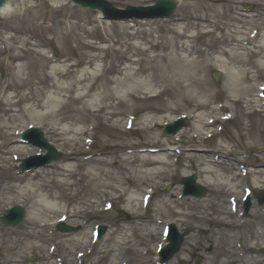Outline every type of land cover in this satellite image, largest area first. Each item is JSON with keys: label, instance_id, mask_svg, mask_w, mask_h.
I'll return each instance as SVG.
<instances>
[{"label": "bare ground", "instance_id": "1", "mask_svg": "<svg viewBox=\"0 0 264 264\" xmlns=\"http://www.w3.org/2000/svg\"><path fill=\"white\" fill-rule=\"evenodd\" d=\"M199 1H204L205 5L209 7L208 13L198 14L195 6L190 5V13L186 12L183 15L171 17L168 24L173 37L166 43L158 45V42H155L149 47L134 44V48L143 54V58L136 60L132 55L126 56L125 61L128 64L115 69V73L118 75L116 77H106V72L109 69L105 67L100 69V74L83 68L77 75V72L72 69V64L65 60L58 64L8 62V67L15 71V74L5 90L18 88L16 82L20 81L21 76L27 73L25 71L32 64L37 63L40 70L36 73L39 86H31L28 94L7 95L4 99L6 107L1 108V113L6 115L7 122L0 123V154L10 155V157L0 158L2 161L0 204H8L12 200L21 199L22 203L29 207L26 219L20 229L0 230V254L7 264H21L20 258H23L27 253L37 256L38 264H78L89 256V264H98L105 258H109L108 264H125L128 262V259L124 261V254L127 251L138 252V247L147 246L151 241V236L163 235L162 232L160 234L157 232V225L162 219L160 213L156 211L157 209L153 210L150 218H145V211L142 214L136 213L132 225L123 227L121 232L116 233L113 230L106 233L103 242L107 244L112 241V243L99 246L95 253H93L95 244V241L92 240L93 229L90 228L86 235L80 232L76 234L59 233V236L64 238L61 240L56 239L58 237H55L50 229L56 223L54 219H59V217L67 218H65V224L75 225L78 223L77 218L84 217L89 208L102 211L105 202L114 203L123 199L125 211L135 212L137 208L141 209L144 201L142 195L145 192L149 194L145 199L147 200L145 209L148 208V203H150L148 200L154 192V187H157L156 179H167L169 169L173 165L168 159L172 155L168 150H177L178 147L175 148V144L188 134L187 129H183L165 139H161L158 134L148 136L152 132L154 124L163 122V118L160 116L161 110L167 112L173 109L167 106L165 100L162 107L147 108L154 113L145 115L138 121L141 123V127H137L136 130H141L144 136H148L143 142L149 146L143 149L147 154L140 155L136 152L129 154L128 150L136 151L134 146L139 144V141H131L127 144L128 148L123 147L120 155L117 154L116 149H113V151H105L106 153L102 156L87 157L84 161L75 160L73 164L72 162L76 159L75 155L82 152V148L87 147L89 143L87 139L82 138L89 133V128L81 125L88 121L85 117L86 113L91 112L95 118L102 117L105 119L103 120L105 123L110 122L109 129H121L124 132L129 129L130 125H137L138 116L132 117L131 111L136 109L138 103L161 95H166L168 101L175 105H181L190 111L189 113H192L194 131L187 137V140L188 145L192 146L189 148H193V150L186 158L198 163L199 171L203 174L201 181L211 185L213 194L217 197L221 193L225 194L221 200L204 197L192 201L189 208L190 213H187L186 216L193 217L199 224L198 230L210 236L214 234H211L209 229L203 226L206 222L214 221L216 225L223 224L231 231L233 229L238 231L248 225L247 221L233 218L236 213L234 207L236 201L240 200L239 193L242 194L244 185V181L239 176L247 177L249 172L253 176L251 183L256 185L260 182L259 177L263 178L264 182V168L260 167L256 170H245L244 173H239L242 166L237 164V169L232 170L231 161H236L237 152L234 150V145H230L227 141L218 143L216 148H202L203 142L207 138L220 133L209 127L214 126L217 121H224L231 116L233 118L234 113L231 111L225 116H217V111H221L225 106L221 105L218 108L211 106L210 94L208 97L203 95V99L200 98L199 92L205 88L209 68L212 65L217 66L221 68V72L223 71L225 78L223 88L227 93L224 90L220 91L227 95L228 102H232V104L243 102L244 107L249 109L248 113L262 110L264 100L256 97L257 95L254 93V89L258 91L256 88L260 89L262 84L257 83L253 88L252 84L249 85V81L251 78L254 80L253 73L258 72V69L264 70V60L262 59L264 58V7L261 9L263 13L259 15L261 18L258 20L254 15L237 7H231V9L222 12L216 7V4L222 0ZM8 9L9 4L7 3L0 11L5 12ZM216 30L223 31L224 34L212 38L208 49L198 51L194 45L196 39L202 35L213 36ZM244 44H248L250 46L248 49L253 50L252 52L263 53V56L251 61L245 54L247 48L243 47ZM88 45L93 48L95 54L85 56L98 59L99 51L97 49L101 50V48L89 43ZM158 46L163 51L162 53L154 54L153 52L148 55L149 51L158 48ZM194 52L198 53L195 57L191 55ZM219 56H224V58ZM12 57L13 60L21 58L19 54ZM251 62L256 65L255 71H250L252 69ZM87 64L90 63L87 62ZM132 64L137 65V69L133 68ZM124 69L127 70L123 72ZM99 77L102 80L100 88L98 87V92L91 97V90L97 89L95 83ZM92 78L93 81L90 82ZM156 88H159L157 95L154 92ZM15 97L17 100H14ZM228 97H233V99ZM110 100L116 101V103L113 105ZM25 102L28 104L27 106L20 105ZM13 106H17V109H13ZM90 106H95V108ZM120 108H125L127 111H120ZM206 109L209 110L206 112ZM20 117H28L31 121H37L36 123L48 127L49 133L58 142L59 148L67 149L62 164L56 163V167L52 166L50 171L47 169L49 171L47 173L42 167H39L22 174L20 179L8 174L11 161L32 152V150L25 149L24 146L15 143L17 138L12 129V123ZM174 119L165 120L172 121ZM35 126L38 125L35 124ZM92 130L93 128H90V131ZM91 133L93 134V132ZM195 139L197 141L194 143ZM205 152L209 155H205L203 163L201 161L202 153ZM256 159L259 162L258 165H262L264 153ZM81 167L83 168L80 172L81 177L75 181L69 180L79 173L78 169ZM83 176H89L93 182L97 181V184L90 189L95 193L94 198L81 202L77 207H70L66 202L59 204L61 198L67 197L66 190L77 188ZM126 178L131 179V183L133 181L135 185L125 188L124 180ZM130 189H133L132 192H129ZM56 190L60 193L57 194ZM213 206H215L214 212L209 213L208 210ZM174 207V200L163 197L157 208L173 210ZM176 212L181 213L178 210ZM251 215L255 220L252 226L255 234L258 237H264V203L259 206L253 205ZM215 235L218 240H222L219 232ZM233 237L231 233L222 240L231 251L236 245L233 242ZM140 238L147 241L143 243ZM191 238L196 239L195 236ZM160 244H166L164 239H161ZM158 246L159 244H152L150 249L156 250ZM258 246L264 247L258 242H253L250 245L253 248ZM59 247L64 250L61 256L56 253ZM202 247V250L211 251L216 245L209 244L202 245ZM147 251L148 249H145L141 253L146 254ZM156 261L155 259L154 262ZM254 262H261V260L255 257ZM207 264H212V262L209 261Z\"/></svg>", "mask_w": 264, "mask_h": 264}, {"label": "rangeland", "instance_id": "2", "mask_svg": "<svg viewBox=\"0 0 264 264\" xmlns=\"http://www.w3.org/2000/svg\"><path fill=\"white\" fill-rule=\"evenodd\" d=\"M115 6L125 7L127 5H135L142 6L148 5L155 0H109ZM9 9L5 12L0 11V75L2 77L0 82V123L7 122L6 115L1 113V108H5V98L7 95H15L16 93L25 94L29 92L31 86H37L39 82L36 73L39 72V66L37 63L29 67V69L25 72L24 75L21 76L20 81H17L16 84L18 88L5 90L7 84H10L15 71H12L11 68L8 67V62H50L51 64H58L60 61H64L72 64V69L74 72H77L78 75L79 70L83 68H88L93 73H101V68L105 67L109 70L106 72V77H116L118 76L115 73V69L119 66L123 67L128 64L125 61V57L132 55V57L136 60L139 58H143V54L138 52L136 48H134V44L140 45L142 47L150 46L155 42L157 44L166 43L169 41L171 37H173V33L171 31V27L168 24V21L171 17L175 15H183L186 12L190 13V5H194L198 14L208 13L209 7L205 5L204 1L199 0H178L177 7L174 13L165 19H150V20H130V21H106L99 18V14L96 11L82 9L68 0H8ZM235 5L233 6V4ZM263 0H222L220 3L216 4V7L221 9L222 12L227 9H231V7H237L239 9H245L246 6L249 7V14L254 15L255 19H260L259 16L263 11ZM243 11V10H242ZM257 13V14H256ZM190 32V30H189ZM223 31L216 30L213 36L211 35H202L196 39L194 45L198 49V51H202L204 49H208L210 47V41L212 38H217L220 35H223ZM89 44L93 46L100 47L99 57L97 58H88L85 55H94L95 52L92 50L93 48L89 47ZM216 46V45H215ZM248 44H244L243 47H246L245 54L251 61H255L263 56V53L252 52L250 48L248 49ZM250 47V46H249ZM30 49V50H29ZM162 53L160 46L158 48H154L148 52L150 54ZM53 53L52 56L49 54ZM21 56L20 59H12L13 55ZM192 56H197L198 53L194 52L191 54ZM224 58V56H219ZM264 60V58H262ZM89 62L90 64H87ZM50 64V65H51ZM60 64V63H59ZM87 64V65H86ZM97 67L99 68L97 70ZM132 67L137 69V65L132 64ZM250 71H255L256 65L254 62H251ZM87 69V70H88ZM127 69H124L125 72ZM48 71V70H47ZM217 71L220 73L218 80L213 79V72ZM32 73V75H31ZM254 80L249 81V85L252 84L253 88L255 84L264 83V70L258 69V72L253 73ZM261 74L260 76H258ZM251 75V73H250ZM104 76V77H105ZM101 77L96 80L95 86L97 89L91 90L90 96H94L98 92V87L100 88ZM93 81V78L90 82ZM225 82L223 71L221 72V68L217 66H211L209 68L207 82L205 83V88L199 92L200 98L204 99L203 95L210 94L211 98V106L218 108L221 105H224L221 111H217V115H221L224 112H233L234 117L225 123L218 121L214 126L209 128L214 130L218 127V124H221L222 131L218 133L216 136L206 139L203 142V149L216 148L217 144L222 141H227L230 145H234V150L237 152L236 161L232 162V170L237 169V164L242 165L244 169L247 170H256L258 168H264V163L262 165H258L257 157H259L262 153H264V106H262V110H256L253 113H248V108L244 107L243 102L233 103L228 102L227 98L222 91L223 83ZM24 83V85H22ZM39 86V85H38ZM114 86V85H113ZM256 87V86H255ZM222 90V91H220ZM257 90V88H256ZM159 88H156L154 92L156 95L158 94ZM226 92V90H224ZM258 91L254 93L257 94ZM227 93V92H226ZM254 94V95H255ZM229 95V94H228ZM206 98V97H205ZM229 99H233V97H228ZM166 95H161L159 97H152L149 100L141 101L136 106V109L131 111L136 117L138 116V120L136 121L137 125L134 124L133 128L129 131H122L121 129H109L110 124L108 122L105 123L104 118L97 117L95 118L91 112L86 113L85 117L87 118V122L81 123V125L87 126L92 124L94 126L93 131V143L90 146L89 151H85L82 148V152L75 155V160H85L87 154L92 153L93 157L102 156L108 150L116 149L118 151L117 154L120 155L122 153V149L128 148L127 144L131 141H139V144H136L134 147L137 149L128 150L129 154H133L134 152L138 154H147L144 152L145 148L149 147L144 144L145 138L149 135H160L161 139H165L166 137L162 133V125L163 122L154 124L151 129L152 132L148 134V136H144L141 130H136L137 127H141V123H138L141 118L145 115L152 114L154 112L148 110L149 107H162V103H167V106L172 107L173 109L168 110L167 112H163L161 110L160 116L165 119H171L178 116L185 117L188 121V125L183 129H187L188 134L182 137L179 142L175 144L176 150H168L172 153V155L168 158L173 165L170 167L168 172V178L161 180L156 179L157 187H154V193L149 200L150 203L148 208L144 210V208H137L136 211H125V202L123 199L117 200L113 203L111 209L109 211H96V209L89 208L85 213L84 217L77 218V222L75 225L79 227V230L76 233L80 232L84 235L88 234L89 229L92 226L96 225H104L106 227L105 234L101 237V239L97 240V244L94 245L93 253H95L99 246H105L109 243H104V237L106 233L110 231L121 232L123 227L132 225V222L135 219L136 213L142 214L145 212V218L152 217L153 210L157 209L162 216L161 222L157 225V232L159 233L160 229L165 226L167 223H173L177 226L179 232H182L184 229L190 230L189 234H187L184 238L183 244L178 253L174 255V257L167 264H180L181 262H187V264H196L197 257H199L200 264H207L209 261L212 264H264V257L261 253L255 252V249H260L258 246L256 248L250 247L253 242H258L259 245H264V237H258L255 234L254 227H252L255 220L252 218V209L253 205L259 206L257 200L255 199V194L263 190L264 191V182L263 178L259 177L260 182L256 185L251 183V176L248 172L247 177H240L244 183H247L246 186L251 190V204L250 210L248 214L242 217V204L237 203L236 208L238 207L239 219L236 215L233 218L237 220H245L248 225L244 226V228L236 230H230V228L225 227L223 224H217L214 221L206 222L203 224L204 227H207L211 234L207 235L205 232H200L197 228L199 225L193 217L186 216L187 213H190V205L192 201L199 200L204 197H209L211 199H223L225 197L224 193H221L220 196L213 194V190L210 184H206L201 181L202 173L199 171V165L196 161L190 160L186 158L190 156L193 148L188 145L187 137L193 133L194 128L192 127L194 119L191 118L192 113H189L186 108L181 105H175L167 100ZM17 100V97L14 98ZM110 102L114 105L116 101L110 100ZM127 102V100H126ZM231 103V104H229ZM165 104V103H164ZM22 106H27L28 104L22 103ZM91 107V106H90ZM95 108V106L91 107ZM13 109H17V106H13ZM259 109V108H258ZM120 111H127L125 108H120ZM206 109L205 111L207 112ZM196 113V112H195ZM248 113V114H247ZM214 114V113H213ZM107 121V120H106ZM167 121V120H166ZM37 121H31L28 117L18 118L12 124V129L14 132H18L19 130L27 127L28 124H36L38 127L44 132L47 140L54 144L55 148L59 150L62 154V157L52 162V164L42 167L44 171L49 172L52 166L57 165L56 163H61L65 156V151L67 149H60L58 142L55 141L53 136L49 133L48 127L44 124L36 123ZM11 130V128H9ZM182 129V130H183ZM88 135V134H86ZM82 136V138L86 137ZM19 138V136H17ZM197 140H194V143ZM1 142V140H0ZM19 146H24L25 149L32 150L31 153L24 155L23 157H18L16 160L11 161L10 170L8 171L9 175L17 177L20 179L22 174H18L17 166L22 158H26L31 155H35L37 153H42V150L35 146L22 144L21 142H15ZM122 145V146H121ZM114 146H116L114 148ZM203 154V158L201 161L204 163L205 155ZM219 155V153H217ZM216 154V155H217ZM211 155V154H210ZM10 157V155H1V157ZM220 159H222L220 157ZM238 159V160H237ZM201 162V163H202ZM2 161L0 159V172H1ZM56 167V166H55ZM47 169L49 171H47ZM83 170L81 167L78 169L79 173H77L73 178L69 180L75 181L81 177L80 172ZM239 172V170H238ZM191 173H196L197 182L205 187L206 192L204 196L200 198H194L192 196H181V188L182 186L179 183V178L183 175H189ZM240 173V172H239ZM1 175V173H0ZM255 177V176H254ZM256 178V177H255ZM125 188L129 185H135V183L131 179L126 178L124 180ZM80 185L77 188H72L66 190V195L64 199L61 198L59 204L68 203L70 207H77L83 201H88L89 199H93L95 193L90 191L91 187L97 184V181L90 179L89 176L82 177L79 182ZM23 184V183H22ZM246 186H243L244 188ZM242 187V188H243ZM245 188L243 191H245ZM88 189V190H87ZM104 190L103 188H101ZM133 189H130L129 192H132ZM241 193H244V192ZM56 193L60 192L56 190ZM241 194L239 193V196ZM146 196V194L144 195ZM167 197L169 200L175 201V207L173 210H160L158 209V204L161 198ZM69 202H68V201ZM13 205H19L25 210V217L23 221L17 226L10 227L5 226L0 222V230L5 229H20L26 219V215L29 211L28 205L22 203L21 199L15 200L8 204H0V214L3 213L5 208L13 207ZM181 211V213H177L176 211ZM215 206L210 207L208 210L209 213L214 212ZM194 212V211H193ZM123 216L128 218L127 221H123ZM55 217V216H54ZM53 217V218H54ZM74 225V226H75ZM51 232L53 231L54 236L58 237L56 239H64L60 237L59 234L55 233V227L51 226ZM221 234V239L227 238L228 235L232 233L234 236L233 242H239L241 248L238 246H234L233 250L228 248L226 243L222 240H218L216 237V233ZM75 233V232H69ZM75 233V234H76ZM195 236L196 239H192L191 237ZM139 239V238H138ZM143 240V238H140ZM147 240H143L145 243ZM160 241L159 235L151 236V241L147 244V246H140L138 252H134L132 250L127 251L124 254V261L128 259V262L125 264H158L154 263L155 252L150 249L152 244H157ZM238 243V244H239ZM216 245L213 247L211 251L202 250V245ZM145 249H148L146 254H142ZM64 252L62 247H59L56 250L58 255H61ZM244 254L242 256H238L237 253ZM35 255L26 254L23 258H20L21 264H38V258ZM255 257L259 258L261 262H254ZM30 258L32 260L30 261ZM90 256L83 260L81 264H89ZM109 258H105L98 264H108ZM0 264H7L5 262L4 257L0 254Z\"/></svg>", "mask_w": 264, "mask_h": 264}, {"label": "water", "instance_id": "3", "mask_svg": "<svg viewBox=\"0 0 264 264\" xmlns=\"http://www.w3.org/2000/svg\"><path fill=\"white\" fill-rule=\"evenodd\" d=\"M76 3H78L79 5L83 6V7H89V8H93V9H98L100 10L103 15L106 18H120L122 15V11L121 10H117L115 9L110 3L104 1V0H73ZM5 2V0H0V6H2ZM176 0H159L157 2V5H154L151 8H127V12H147L150 10H162L163 12H159L157 14H149L147 16H153V15H167L170 14L173 9L175 8V4H176ZM145 13L143 15H145ZM141 14H138V16H143ZM215 78L218 77L217 74L214 75ZM182 125H186V121L184 120H179L176 123H171L170 125H166L164 128V133L168 134V133H174L176 130H178ZM32 131H26L24 133V136H29L30 133ZM33 132L37 133V140L41 143V145H43L47 150V154L46 158H45V162H49L50 160L52 161L53 158H58L60 156V154L58 152H56L53 148V146L51 144H48L46 142V140L44 138H42L41 134H39L38 130H33ZM21 169L24 168V166L20 167ZM195 174L191 175L190 177H183L180 178L181 179V183L184 184L185 189H184V193L186 194H192L194 196H201L204 193V188H202L200 185L195 183ZM257 200L262 203L264 201V192H259L256 195ZM248 207V203L246 205V208ZM23 216V211L20 207H13L12 209L7 211L6 215H3L0 217V220H2L5 224H18L21 220ZM58 229H64V230H73L74 228L71 227H67L64 226L63 224L58 225ZM104 227L101 228L100 233L102 234L104 232ZM171 234L169 236V241L170 244L167 246V248L164 250V252L166 253L165 256V260L169 259L174 252H176L182 241H183V237L184 235L187 233V230L184 231L182 234H178L176 232L175 227L172 225L171 226Z\"/></svg>", "mask_w": 264, "mask_h": 264}]
</instances>
